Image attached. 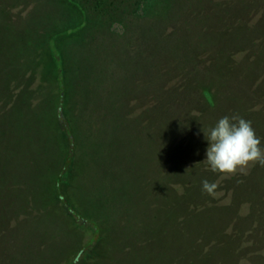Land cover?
Segmentation results:
<instances>
[{
	"label": "rangeland",
	"instance_id": "1",
	"mask_svg": "<svg viewBox=\"0 0 264 264\" xmlns=\"http://www.w3.org/2000/svg\"><path fill=\"white\" fill-rule=\"evenodd\" d=\"M234 114L264 146V0H0V264H264Z\"/></svg>",
	"mask_w": 264,
	"mask_h": 264
},
{
	"label": "clouds",
	"instance_id": "2",
	"mask_svg": "<svg viewBox=\"0 0 264 264\" xmlns=\"http://www.w3.org/2000/svg\"><path fill=\"white\" fill-rule=\"evenodd\" d=\"M208 141L206 163L213 172L226 176L247 175L250 166H264V146L252 122L239 115H225L205 130ZM216 185L202 182V190L212 194Z\"/></svg>",
	"mask_w": 264,
	"mask_h": 264
}]
</instances>
